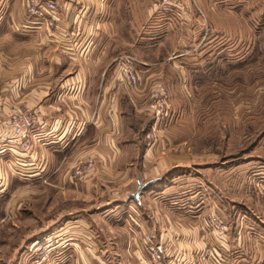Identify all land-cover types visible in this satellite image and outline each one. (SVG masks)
Segmentation results:
<instances>
[{"label": "crops", "instance_id": "obj_1", "mask_svg": "<svg viewBox=\"0 0 264 264\" xmlns=\"http://www.w3.org/2000/svg\"><path fill=\"white\" fill-rule=\"evenodd\" d=\"M246 1L250 2L198 0L205 34L207 30L211 33L213 26L208 19H213L203 4L208 2L218 10L220 3ZM25 3L26 0H0V264H26L31 257V244L48 237L55 238V242L46 255L47 264H139V234L144 228L153 242L162 247L165 264L180 252L194 261L210 249L217 254L222 246H232V252L241 254L238 264L245 260L246 264H261L264 254L259 250L255 253V248L259 249L255 244L244 246L243 237L232 234L227 226L222 237L207 232L203 220L212 213L206 206L208 193H214L210 202L214 211L225 205L222 184L226 183L229 198L240 196L237 203H244L249 209L247 219L251 216L254 222L262 223L264 204L258 203L262 191L258 189V194L248 186L246 171L264 169V133L253 134L245 149L229 154L226 157L231 159L220 164L216 162L223 154L219 140H215L208 154L174 152L190 140L192 132L190 125H183L182 138L174 136L172 125L176 119L199 123L207 142L217 133L218 121L224 117L229 118V122L225 120L228 138L254 124L258 111L223 105L222 63L202 59L205 54L201 60L192 61L189 56L185 61L156 64L137 58L143 71L140 84L115 92L112 62L125 53L121 51L125 45L121 38L136 35L142 29L144 14L150 15L156 9L155 0H55L57 26L51 38L45 30L35 35L31 25L21 32L20 26L28 21ZM259 19L263 24V19ZM214 20H218L217 16ZM260 37L250 51H259L264 32ZM208 74L214 77L197 90L195 81L203 86L201 81ZM179 82L180 86L175 85ZM160 87L168 92L169 111L166 110L163 122L156 124L148 112V102L152 90ZM257 91L264 97V85ZM179 101L180 113L175 108ZM198 103L200 110L194 114L192 105ZM18 105L38 111L39 123L31 134L29 152L20 149L7 126L12 108ZM194 157L205 162L201 172L198 170V178L179 170L183 164L194 163ZM88 158L95 161V170L82 182H74L70 171L77 162ZM132 174L136 184L138 178L143 183L156 180L150 192L151 198L158 197L149 202L144 196L139 198V204L118 206L128 212L120 224L114 220L95 222L91 215L95 212L93 205L75 212L67 207L44 206L52 189L63 201H85L99 196L98 187L111 178L114 185L132 187ZM136 190L137 187L125 196ZM159 197H167L171 204L162 203L164 198ZM9 198L11 205L6 210ZM38 198L44 200L40 206L28 203ZM134 206L137 215L129 208ZM101 210L114 213L118 208L107 206V210ZM59 211L61 214L54 213ZM22 212L32 217L21 220ZM49 213L55 214L51 220H47ZM132 214L136 220L133 223ZM78 216L83 219L78 220ZM80 221L88 223L91 232Z\"/></svg>", "mask_w": 264, "mask_h": 264}, {"label": "rangeland", "instance_id": "obj_2", "mask_svg": "<svg viewBox=\"0 0 264 264\" xmlns=\"http://www.w3.org/2000/svg\"><path fill=\"white\" fill-rule=\"evenodd\" d=\"M197 1L198 0H195V5L191 0H179V2H181V10L178 12L160 10L156 6L155 11L150 13V15L145 13L142 29H140L136 35L133 34L130 36V34H128L127 36L121 38L122 42L125 43L121 50L125 53H121L132 55L135 58L142 59L143 61L151 64L161 62L167 63L173 60L185 61L189 56H191L192 61L201 60L200 58H202V54H205V57L202 58L204 60L213 62L216 60L217 62L222 63L221 84L223 89V105L228 108H232L233 105H236L235 109H238L239 106V108L242 110L244 107H246L249 109L244 110L254 112L258 111V115H254L255 120L254 124L250 126L251 128L249 127L248 130L244 129L239 133L232 135V138H228L227 135H229V133H226L225 120L229 122V118L224 117L223 120L218 121L219 125L217 127V133H214V137H210V139H208L210 141L207 142L203 137L204 135L200 132L201 129L198 128L199 123L195 124V122H191L189 124L186 120L176 119V124L172 125V131H175L173 135L179 139H181L183 135L181 130L183 125H190L192 131L190 140L184 145L177 147L174 152L189 153L192 151L195 154H208L211 151L212 146H214L215 140H219L222 144L220 148L222 149L223 154L217 159L216 162L220 164L221 162H226L231 159L226 157L229 154H235L245 149L248 146V142L253 134L257 135L258 133H264V97L259 95L262 93H256L258 92L257 88H259L260 85H264V40L260 43L261 45L259 51H250V49L253 48L252 46L254 45L256 38H262L260 36H262L264 32V1L250 0V2L246 1L243 3H220L217 6L218 10L215 8V6L207 5L208 2L203 4V7L207 11L209 17L213 19H208L209 24L211 23L213 26V28L210 27V34L208 33V30L205 34L206 28L202 21L204 19V14L199 12L200 3L198 4ZM215 16H217L218 20H214ZM259 18L263 19V24ZM242 27L244 28L243 35H241V30L243 29ZM25 31V29H22L21 32ZM199 50L201 51L200 54H198ZM245 50H248V52H245ZM171 70L172 69L168 71L171 72ZM212 73H214V71ZM211 77L213 78L214 75L208 74L207 77H204V80L201 81L203 86H200V83L195 81L196 89L201 90L204 88V84L209 82ZM217 77L220 76H215V78ZM175 85L180 86L181 82ZM234 88H236V90H234ZM214 90L215 88L212 91L214 92ZM253 91L254 93L251 94ZM216 94H218V92ZM235 94L237 95L235 96ZM258 95L260 97H258ZM175 108H179L178 113L182 112V101H179ZM167 109L169 111L168 92L166 110ZM198 110H200L199 103L198 105H192V111L194 114H198ZM165 117H167L166 111ZM243 124L245 125V123ZM177 126H179L178 128H180V130H178L181 133H179L176 129ZM205 141L211 146L207 145ZM140 155V150H138L137 157ZM192 159H195L192 160L194 163H191L189 166L183 164L180 166L181 168H179V170H181L182 173L185 171L187 173H192L194 178H198L200 175L198 170L201 172V167L205 162L198 160L196 157ZM199 166L200 168H198ZM94 170L95 161L93 160L92 167L87 171V174H84L83 178L77 180V182H82L83 179ZM139 170H141V168ZM71 174L72 170L70 171L69 176H71ZM131 179L133 186L130 188H123L121 184L114 185L115 182L111 178L109 183L98 187V189H100L99 196L88 197L85 201L79 200L76 202L63 201L62 197H59L58 194L54 192L52 187H48V190H52L48 193L44 206H55L59 208L67 207L69 210L75 212L76 209L80 208H86L88 210V206L93 205V207H95V212L91 213V215L95 222L110 223L112 220H114V222H116L115 224H120L123 222V219H125L126 213L128 214V212L125 213L124 209L119 210L118 206L121 207L126 203H130L131 205L136 204L134 201L128 200L125 196V193L135 191L137 187L134 174H132ZM72 180L74 182L76 181L74 179ZM246 181L248 186L254 187L256 189L255 192L258 194L260 190L262 191L259 194L260 196L262 195V197L259 198L260 200L258 203L264 204V169H248L246 171ZM222 186L224 188V192L222 191V198L223 202H225L224 206L221 205L222 210L218 208L214 211L213 204H210V202L212 203V200L215 198L214 193L210 192L208 193V196L206 195V199L208 200L206 206L208 209H211V215H216L222 218L226 222L227 228H231L232 234L236 236L240 235L241 238L243 237L244 246H246V244L252 245L253 243L259 248H255V253L260 251L264 254V220L262 223L260 222V224L258 222H254L250 218L251 216L247 219L246 216L249 215L250 211L244 203H237V200L240 196H235L234 198L230 199L228 195L230 193L227 192L228 185L223 183ZM205 187L210 191V188L207 185ZM101 190H104L103 192L105 193H102ZM150 190L151 188L149 187L148 189L144 190L141 195L142 198L145 196L144 199L149 202L150 200H154L156 197H158L156 196L155 198H151L153 193H151ZM162 198H164L162 200L164 201L162 202L164 204L171 202L167 197H159V199ZM174 201H177V199ZM43 202L44 200L38 198L37 200L29 201L28 203L35 206H40ZM8 205H11L10 198L8 200V204L5 205L6 210ZM210 205L211 208L209 207ZM107 206L116 207L118 210L114 213H107L106 211L101 210V207L107 210ZM129 208L134 214L137 215L135 206ZM61 212L62 211L54 213H57L56 215H58L61 214ZM54 213L47 214V220H51L52 217L55 216ZM35 215L36 217L39 216L37 213ZM29 217H32V215L28 214L27 212H22L20 218L21 220H25ZM77 218L78 220L83 219L79 216ZM258 219L262 220V218ZM78 220H76V222H79ZM130 221L132 223L136 221L133 214L132 217H130ZM80 222L86 226L85 230L91 232L92 229L90 225H87L88 223L86 224L85 221ZM144 229L147 231L146 228ZM47 232H50V230H47ZM80 234L81 235H79V237L81 238L83 233ZM131 234L134 235V232ZM54 242L55 238L48 237L32 243L30 246L31 257L26 259V264H47L49 259L45 261V258L46 255L48 256V252L54 246ZM75 248L78 249V246ZM221 248L223 254H220L221 258L223 259V264H238V262H240L241 254H239V252H232V246H229L228 248L222 246ZM238 249L240 248L238 247ZM101 254L103 255V253ZM249 256L250 255H247L246 257L248 258ZM42 258H44V260H42ZM245 262L246 260L241 262V264H246ZM261 264H264V261H262Z\"/></svg>", "mask_w": 264, "mask_h": 264}, {"label": "built area", "instance_id": "obj_3", "mask_svg": "<svg viewBox=\"0 0 264 264\" xmlns=\"http://www.w3.org/2000/svg\"><path fill=\"white\" fill-rule=\"evenodd\" d=\"M195 5V0H191ZM156 6L160 10L178 12L181 10L179 0H155ZM199 10V9H198ZM57 5L55 0H26L25 15L28 21L20 26L24 30L26 25H31V32L40 34L42 31L49 33L51 38L56 29L57 22L55 14ZM201 13V11L199 10ZM202 14V13H201ZM114 69L115 92L123 88H133L140 84L142 80V63L132 55L123 54L116 57L112 62ZM167 107V91L164 88H156L150 93L149 112L156 124H161L165 118ZM39 123L38 111L22 105L14 106L7 120V126L12 130L15 140L20 149L29 152L32 145L31 134ZM93 159L79 161L72 168L71 179L80 180L84 174L92 167ZM204 230L214 232L222 237L226 231V222L216 216L208 215L203 220ZM140 253L139 264H165L163 262L162 247L155 244L150 232L143 230L139 234ZM222 248H218V253ZM44 260V258H42ZM169 264H223V259L211 249L201 254L198 259L192 261L189 255L180 252Z\"/></svg>", "mask_w": 264, "mask_h": 264}, {"label": "water", "instance_id": "obj_4", "mask_svg": "<svg viewBox=\"0 0 264 264\" xmlns=\"http://www.w3.org/2000/svg\"><path fill=\"white\" fill-rule=\"evenodd\" d=\"M156 180L154 181H148L143 183L140 178L137 179V190L133 194H128L127 199L130 201H134L136 204H139L140 200L139 198L142 195V192L150 187L153 183H155Z\"/></svg>", "mask_w": 264, "mask_h": 264}]
</instances>
